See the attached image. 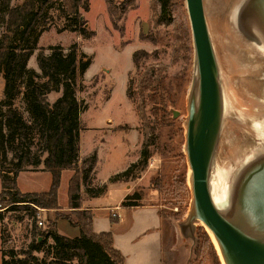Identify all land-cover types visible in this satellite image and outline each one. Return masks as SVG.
<instances>
[{
    "label": "rangeland",
    "instance_id": "1",
    "mask_svg": "<svg viewBox=\"0 0 264 264\" xmlns=\"http://www.w3.org/2000/svg\"><path fill=\"white\" fill-rule=\"evenodd\" d=\"M1 1L14 5L20 0ZM112 1L116 7L114 16L109 14L105 0H89L88 11L79 9L88 28L94 31L90 37L70 30L57 33L55 24L63 19L56 5L49 11L52 23L41 33L27 66L40 72L36 63L39 49L47 54L48 47L56 44L67 51L70 44L76 42L91 58L90 65L76 83V96L86 105L79 115V152L91 153L99 145L100 169L118 170L129 157L137 161L143 140L138 113L125 96L129 72L130 77L137 75L131 55L135 49L156 50V55L144 62L145 65L161 66L166 75L167 93L162 110L166 124L161 126L151 147L146 167L136 166L123 181L130 184L131 192L140 193L136 203L159 206L164 224V244L167 249L169 245L174 248L172 256L180 258L179 264L186 263L185 260H188L187 264H225L209 230L201 221L191 218V170L185 145L187 124L196 108L193 102L198 77L186 2L172 0L168 15L170 22L157 24L156 0ZM244 1L203 0L222 90L220 130L208 181L211 196L222 210L231 207L232 189L243 167L264 153V51L251 32L244 28L247 18L243 19L240 12ZM0 16H4L1 10ZM2 89L3 78L0 76V99ZM59 95L60 91H51L47 100L53 102ZM148 108L149 105L145 109L146 115L153 120ZM101 132L105 135L99 138ZM39 146L33 144L32 152L44 155ZM10 156L8 152V158ZM21 172L16 181L21 192L48 189L50 175L47 172L40 173L39 168ZM71 172L73 169H69L67 175ZM65 174L63 172L57 203L63 212H68ZM14 204L0 196V264L2 254L8 264H20V259H26L29 264H54L52 258L42 251L29 253L28 250L33 241L43 243V248L52 243L47 235L52 229L54 209L37 207L34 213L30 207ZM58 220L66 221L64 218ZM182 226L192 232V239L187 244L184 243L186 237ZM60 227L57 231L63 234ZM187 252L190 254L188 259L185 258ZM31 254L38 257L37 262L29 259ZM63 264H77V259Z\"/></svg>",
    "mask_w": 264,
    "mask_h": 264
},
{
    "label": "trees",
    "instance_id": "2",
    "mask_svg": "<svg viewBox=\"0 0 264 264\" xmlns=\"http://www.w3.org/2000/svg\"><path fill=\"white\" fill-rule=\"evenodd\" d=\"M172 0H156L158 12L156 23H169V10ZM109 14L114 16L116 7L112 0H105ZM0 76L3 78L2 98L0 99V196L14 205L35 209H54L52 229L47 237L52 243L43 248V243L33 241L29 253L42 251L52 258V263L63 264L77 259V264H124L119 251L112 245L110 232L95 234L92 231V214L81 207V185L90 196L104 193L108 183L126 180L132 170L141 165L144 169L151 156L164 121V95L167 93L166 75L161 66L145 65L156 50L135 49L131 55L136 77L126 80L125 96L134 105L145 127L137 161L130 163L124 170L112 174L107 182L91 185V173L96 164L97 154L91 153L80 158V112L85 102L76 96V83L91 63V58L83 52L76 42L67 51L59 45H50L49 53L42 48L36 55L40 72L27 66L29 57L41 33L52 23L49 11L56 8L63 22L55 24V30L77 31L84 37L94 34L87 26V20L80 8L89 10V0H20L14 5L0 2ZM141 69V70H140ZM51 91H60L53 101L47 100ZM149 105L148 118L145 112ZM163 110V111H162ZM26 113V115H25ZM36 140V142H35ZM38 143L42 154H34L33 144ZM8 152L11 156L8 158ZM29 168H39L48 172L50 184L42 192H21L16 186L19 172ZM73 169L68 180V212H63L57 203V191L61 172ZM139 192L127 194L121 201L122 206L139 205ZM5 200V198H3ZM161 214V213H160ZM162 216V215H161ZM66 219L71 226L78 228V235L69 237L58 233L56 221ZM114 221V216H111ZM45 243V241H44ZM11 256H13L11 254ZM30 260L38 257L30 255ZM20 264H29L20 259ZM1 264H8L4 254Z\"/></svg>",
    "mask_w": 264,
    "mask_h": 264
},
{
    "label": "water",
    "instance_id": "3",
    "mask_svg": "<svg viewBox=\"0 0 264 264\" xmlns=\"http://www.w3.org/2000/svg\"><path fill=\"white\" fill-rule=\"evenodd\" d=\"M198 77L195 113L186 130L190 173L191 218L209 230L225 264H264V153L248 162L233 186L231 207L220 209L209 189V170L217 145L222 90L203 0H185ZM240 12L264 51V0H245ZM243 22V21H242Z\"/></svg>",
    "mask_w": 264,
    "mask_h": 264
},
{
    "label": "crops",
    "instance_id": "4",
    "mask_svg": "<svg viewBox=\"0 0 264 264\" xmlns=\"http://www.w3.org/2000/svg\"><path fill=\"white\" fill-rule=\"evenodd\" d=\"M103 134L105 135L103 132L99 133V138L100 136H103ZM99 143H101V141ZM99 148V145L94 148L97 154L96 164L91 173V185L94 186L107 182L108 178L112 174L122 171L130 163L136 160L135 158L129 157L126 160V163H124V166L118 170L100 169ZM89 152L90 151H88L86 154H81L79 152V157L82 158ZM68 170L69 169H64L61 172V178L63 172L66 173V192L68 180L72 175V172L69 176L67 175ZM21 173L22 172L18 174L16 181L18 180ZM40 173H42V171ZM131 189L132 188L128 182L122 180L115 181L108 183L107 189L104 193L97 196H90L86 193L84 185H81V207L91 211L92 231L95 234L102 232L111 233L112 245L117 251L120 252L124 264H179L180 258L178 259L177 256H172L174 255L172 254L174 248L169 245V248L167 249L164 244V224L163 218L160 214L159 206L155 203L139 204L134 206H122L120 204L123 198L127 194L131 193ZM67 201L68 199L65 200L66 205ZM112 213H115L114 221L111 220ZM66 221L58 220L57 228L62 226L60 228H62L63 231L60 232L66 236H77L79 233L78 228L71 226L69 222ZM182 228V232L186 237V242L184 243L187 244L192 239V232L187 230L186 226H182ZM186 233H188V236ZM169 250L171 254L169 253ZM186 256L185 258L188 259L190 256L189 252H187ZM185 261L186 263L183 262L181 264H187L188 260Z\"/></svg>",
    "mask_w": 264,
    "mask_h": 264
},
{
    "label": "bare ground",
    "instance_id": "5",
    "mask_svg": "<svg viewBox=\"0 0 264 264\" xmlns=\"http://www.w3.org/2000/svg\"><path fill=\"white\" fill-rule=\"evenodd\" d=\"M208 233H209L210 237L212 238V240L215 241V239H214L212 233H211L210 231H208Z\"/></svg>",
    "mask_w": 264,
    "mask_h": 264
},
{
    "label": "built area",
    "instance_id": "6",
    "mask_svg": "<svg viewBox=\"0 0 264 264\" xmlns=\"http://www.w3.org/2000/svg\"><path fill=\"white\" fill-rule=\"evenodd\" d=\"M114 215H115V213H112V216H114ZM38 223H39V225H42V221H39Z\"/></svg>",
    "mask_w": 264,
    "mask_h": 264
}]
</instances>
